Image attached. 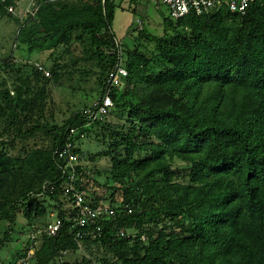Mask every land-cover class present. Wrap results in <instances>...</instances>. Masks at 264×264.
Returning a JSON list of instances; mask_svg holds the SVG:
<instances>
[{
    "label": "trees",
    "instance_id": "obj_1",
    "mask_svg": "<svg viewBox=\"0 0 264 264\" xmlns=\"http://www.w3.org/2000/svg\"><path fill=\"white\" fill-rule=\"evenodd\" d=\"M12 1L0 0V14L20 23L1 11ZM80 1L43 3L37 19L20 23L16 41L34 23L44 37H58L66 46L72 38L87 40L89 57L98 60L104 76L101 95L122 46L128 83L112 89L109 114L124 110L126 122H109L108 115L91 122L82 113L85 106L49 130L54 145L45 157L34 153L35 171L28 177L26 167L16 169L23 158L1 150L0 246L10 239L18 215L32 225L53 207L61 225L55 235L44 231L29 258L37 264H70L61 257L79 251V244L102 251V264H264V0L253 1L244 13L222 3L199 15L168 16L164 21L172 32L152 36L150 54L119 43L114 0ZM139 33L148 35L143 28ZM52 69L59 74L60 68ZM34 74L44 79L37 90L29 78L14 97L7 89L0 92L11 122H20L21 113L37 121L44 117L51 80L37 65ZM71 128L77 131L69 136ZM92 131L107 146L98 154L111 161L105 182L97 177L102 173L82 164L86 152L80 143ZM69 139L77 142L79 158L74 188L85 203L106 202L114 209L84 228L74 221L75 194L65 193L71 168L57 154ZM31 238L9 264L28 263L38 239ZM79 264L95 263L83 256Z\"/></svg>",
    "mask_w": 264,
    "mask_h": 264
},
{
    "label": "rangeland",
    "instance_id": "obj_2",
    "mask_svg": "<svg viewBox=\"0 0 264 264\" xmlns=\"http://www.w3.org/2000/svg\"><path fill=\"white\" fill-rule=\"evenodd\" d=\"M29 1L20 0L14 3L18 6L16 18L20 17ZM58 1L62 5L81 4L80 0ZM114 2L117 8L113 30L125 49L138 48L141 52L150 54L155 49L152 36H162L172 32L171 27L167 26L164 21L169 15L166 5H156L145 0H114ZM19 24L14 18L0 14V92L7 89L14 97L16 87H25L29 78H31L33 91L37 90V86L41 87L44 80L34 74V66L39 63L44 64L51 73L48 76L51 83L47 91L44 117L39 121L36 117L27 118L24 116L25 113H21L20 122L17 120L11 122V112L4 107L5 103L0 96V151L8 150L10 156L14 158L22 157L21 162H16V169L19 170L20 166L26 167L28 177L32 176L35 171L30 161L35 159L34 153L38 151L37 156L45 157L54 145V134L49 130H52L54 125H64L74 113L97 102L102 92L101 81L104 76L97 65L98 60L89 57L90 50L87 40L76 41L72 38L70 45L66 46L58 37H44L40 34L43 28L38 23H34L25 30L23 37L16 41L15 34ZM141 28L146 29L148 35H140ZM52 67L60 68L58 75H55ZM127 114L124 110L114 108L107 120L123 124L126 122ZM46 123L50 125L45 126ZM34 126L42 128L33 131ZM19 129L23 132L30 130V132L20 135L18 134ZM80 147L86 152L82 164L88 168H94L96 175L102 173L97 177L101 182H105L111 161L108 157L98 153L105 150L107 146L100 142L95 137V132L92 131L82 139ZM35 161H38V158ZM175 164L180 167L184 166L179 160ZM99 190L102 192L104 187H100ZM57 215L58 210L51 207L46 216L37 219L32 225H28L22 215H18L10 239L5 245L0 246V264H9L13 261L18 250L32 239L34 229L38 239L36 248L33 250L40 248L47 224L53 222ZM104 255L95 246L88 248L81 245L77 252L64 253L61 260L69 261L70 264H79L85 256L95 264H102V259L99 257ZM26 261H28L27 264H37L36 259L31 261L26 259ZM60 262V260H54L50 264H61Z\"/></svg>",
    "mask_w": 264,
    "mask_h": 264
},
{
    "label": "built area",
    "instance_id": "obj_3",
    "mask_svg": "<svg viewBox=\"0 0 264 264\" xmlns=\"http://www.w3.org/2000/svg\"><path fill=\"white\" fill-rule=\"evenodd\" d=\"M20 0H13L9 4L3 5L1 11H6L12 15L17 13V4H14ZM49 1L55 0H30L25 9H23L22 14L18 18L21 25H25L32 19L38 18L39 7ZM147 2H153L156 5L164 4L168 8V12L171 19L177 20L191 12L196 14H203L208 12L213 7L219 4H227L232 11H238L244 13L250 3L255 0H145ZM20 25V24H19ZM17 31L19 33L20 28ZM122 44V42H119ZM120 56L119 60L111 67L110 71L107 74L106 88L103 94L99 97L97 102L93 105L88 106L83 109L82 113L88 119L92 121L98 119H104L105 116L109 115L111 108L114 106L112 99L111 91L115 88H124L128 83V70L123 64V48L120 47ZM38 70L43 72L45 75L49 76L50 71L45 69L42 65L37 64ZM77 128L69 129V136H72L76 133ZM77 146L75 140H67L65 146L60 150H57L59 158L64 159L65 168L69 167L70 176L69 181L65 185V193L73 192L76 197L75 207H78V213L74 219L77 225L81 228L88 226L91 222H94L102 213L108 212L109 214L114 213V209L111 208L109 203L100 202L97 206H92L84 202L83 192H77L74 188V182L77 180V174L75 165L79 162L78 154L74 151ZM61 225V219L56 218L53 222L49 223L45 230L50 235H55ZM120 233L125 234V229H121ZM83 232L80 230L77 232V238H81ZM36 236L35 233L32 234V237ZM81 246V244H79ZM34 254V250L31 249L28 252L26 259L28 260Z\"/></svg>",
    "mask_w": 264,
    "mask_h": 264
}]
</instances>
